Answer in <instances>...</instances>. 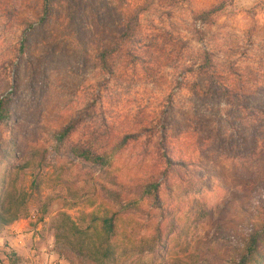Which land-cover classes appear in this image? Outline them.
Masks as SVG:
<instances>
[{"label": "rangeland", "instance_id": "obj_1", "mask_svg": "<svg viewBox=\"0 0 264 264\" xmlns=\"http://www.w3.org/2000/svg\"><path fill=\"white\" fill-rule=\"evenodd\" d=\"M218 1L154 0L138 13L140 45L121 41L108 73L97 53L116 46L125 19L143 0H52L44 21L38 0H0V96L13 89L10 115L0 121V158L2 168L17 166L13 211L21 212L0 231V264H72L58 252L55 221L65 213L82 226L88 210L85 197H73L62 176L88 193L110 186L112 176L141 178L162 144L173 158L191 160L204 178L197 198L209 214L187 215L184 186L171 180V191L161 197L165 216L174 214L177 225L163 228L165 248L127 251L117 264L239 259L248 227L262 221L256 200L264 193V0H233L212 24L195 18ZM206 58L218 95L203 100L196 94L209 85ZM73 120L76 130L57 142L56 133ZM126 134L139 136L115 152L111 170L68 149V142L94 135L96 149L110 150ZM28 160L32 166L20 169ZM141 208L121 215L126 229L133 228L126 246H144L160 219L149 200Z\"/></svg>", "mask_w": 264, "mask_h": 264}, {"label": "trees", "instance_id": "obj_2", "mask_svg": "<svg viewBox=\"0 0 264 264\" xmlns=\"http://www.w3.org/2000/svg\"><path fill=\"white\" fill-rule=\"evenodd\" d=\"M153 1L143 0V5L139 6L125 19L124 29L113 49H102L97 53V61L102 70L108 73L112 72L109 60L115 52L121 51L123 48L120 45L121 41L131 43L130 47L133 44L140 45L141 41L136 36L139 30L138 13L145 10ZM38 2L40 3L42 15L40 21H44L52 10V0H38ZM232 2L233 0H220L198 12L195 18L204 23L212 24L217 15L227 6H230ZM126 54L129 55L128 50H126ZM204 65L207 72L209 70L207 76L209 85L207 91H197L196 94L203 100L218 95V89L215 87L214 72L210 70L211 65L207 58L204 61ZM10 89L6 95L0 98V121L10 115L11 94L13 93V89ZM76 128L77 122L74 120L70 121L56 133V141L59 143L68 141L69 136ZM159 129L162 132L161 138L165 141L166 130H164L163 125L159 126ZM137 136L139 134H126L116 141L110 150H98L95 148V141L93 140L95 136L93 135L88 140H81L76 143L68 142V149L73 156L83 161L103 166L106 170H109L115 152H119L126 146L129 139ZM160 148L161 152L158 157L156 154L158 160L144 165L143 169L146 171H144L141 178L118 181L115 176H112L114 183L112 182L110 186L104 184L92 193H88L84 186L79 187L82 192H77L73 187L74 182L61 175L62 181L67 185L73 197H78V195L81 198L85 197L84 206L88 211L84 216V224L82 226L76 224L68 214L61 213L58 215L54 225V239L60 254L67 257L72 264H117L119 257L127 251L132 252L137 249L138 252L142 253L145 251L151 252L157 247L165 248L167 238L166 235H163V232H166L164 229L172 230L177 225L174 214L168 213L170 218L165 216L164 211L166 209L163 208L165 201L161 197L164 191H171V180H177L180 186H184V197L188 199L187 215L192 214L196 219H200L209 214L210 209L206 207V203L200 197L197 198V195L201 194L205 186V181L199 172L193 168L191 160L173 158L169 154L166 145L162 144ZM44 151V148H38L36 153L43 156L41 158L44 159ZM39 161H42V159H39ZM2 162L3 159L0 158V231L16 221L21 213L19 210L13 211L14 207L18 208L15 195L17 189L13 191L15 176L12 175L17 166L11 167V169L2 168ZM31 166L32 162L28 160L19 168L24 169ZM33 187H35V184L32 180L30 183L31 190ZM260 190V193L264 191L263 184L260 186ZM20 194V199H24L25 193L21 191ZM142 200H149L152 210L161 211L160 219L151 224L153 236H150L144 246H141V248L134 244L126 246L124 245L125 239L128 242H133V228L131 230L126 229L121 215L131 213V211H140L142 209ZM256 205L262 219L261 226L256 227L255 224H252L248 227L247 236L240 241L237 253L239 259L234 264H264V193L260 194V198H257ZM149 226L150 224H146L145 228ZM161 228L164 229L161 230ZM76 260L78 261L77 263H75Z\"/></svg>", "mask_w": 264, "mask_h": 264}, {"label": "built area", "instance_id": "obj_3", "mask_svg": "<svg viewBox=\"0 0 264 264\" xmlns=\"http://www.w3.org/2000/svg\"><path fill=\"white\" fill-rule=\"evenodd\" d=\"M197 26H198V27H201L202 24H200V22H198V23H197ZM179 80H180V78H179ZM10 90H11V89L9 88V89H8L3 95H6ZM3 95H1L0 98H2Z\"/></svg>", "mask_w": 264, "mask_h": 264}]
</instances>
